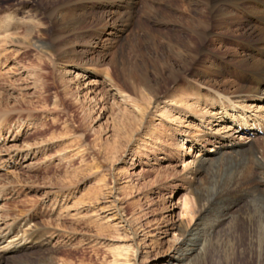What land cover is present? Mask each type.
<instances>
[{"label":"rangeland","instance_id":"rangeland-1","mask_svg":"<svg viewBox=\"0 0 264 264\" xmlns=\"http://www.w3.org/2000/svg\"><path fill=\"white\" fill-rule=\"evenodd\" d=\"M53 1L0 0V232L28 216L41 230L2 264H112L114 253L169 264L182 204L207 178L195 155L236 157L252 145L264 157V94L223 90L242 94V60L264 59L261 5L94 0L60 26L51 6L71 0ZM220 3L231 15L211 11ZM31 37L56 39L62 56ZM202 70L233 86H209Z\"/></svg>","mask_w":264,"mask_h":264},{"label":"bare ground","instance_id":"bare-ground-1","mask_svg":"<svg viewBox=\"0 0 264 264\" xmlns=\"http://www.w3.org/2000/svg\"><path fill=\"white\" fill-rule=\"evenodd\" d=\"M57 1L54 0L53 2ZM233 1L235 0H229V2ZM244 1L247 3L258 1L261 5L259 13L264 15V8H262L264 7V0H240V3L245 4ZM92 2L94 0L90 2L89 0H71L55 7L52 4L50 16L60 26L64 24L71 25L75 18L70 13L71 9L85 10L90 7L89 5ZM221 3L220 5H211V11L221 12L224 17L225 15H231L229 11L222 8L223 4ZM57 10L59 15L55 17ZM249 25L251 29H254V25ZM228 27L231 29L233 23L229 24ZM204 32L207 34L206 31ZM260 34L261 37L258 43L263 45L264 28H262ZM30 40H34L33 44L53 60L62 56L56 39L48 41L41 37H31ZM261 55L264 56V46L261 49ZM248 58L246 57L242 61L246 62L244 65H246L247 72H250L251 75L248 74V77L244 78L243 85L238 86L242 91L238 89L237 91L242 94H238L236 91L230 92V89H223L235 98L246 97L253 93L264 94V59L250 61ZM178 71L174 69L172 72V77L176 81L179 75ZM202 75L209 86L213 85L212 83L216 87L221 84L233 86L221 80L214 82L215 80L205 70L197 73V76ZM251 79H254L257 85L252 83ZM151 91L154 98H158L161 94L160 88H151ZM228 98L232 99L230 96ZM248 149L249 151L237 150L236 152L239 155L236 157H223L218 160L204 156L197 158V155H195L191 163L197 166L194 172L200 173L207 168V178L197 186L195 198L186 199L182 204V212L186 218L178 225L180 232L172 233L171 237L176 242L177 253L171 256L172 259L170 258L169 264H264V157L263 155H257L256 153L260 152H257L252 145ZM251 154L253 156L252 160L249 157ZM190 165L186 164L184 166L188 167ZM196 208L201 210V215L197 218L200 223L194 221ZM204 218L206 222L203 223ZM38 226L39 223H36L31 216L21 217V219L20 217L11 218L10 222L0 232V239L6 242L5 247H0V264L5 260L4 251H18L26 243H33L41 232L40 226ZM55 252L56 249L53 248L47 251L50 256ZM113 256L112 264H124L126 262L120 261L121 255L118 253H114ZM18 264H25V262L18 261ZM37 264L60 263L44 260L39 261ZM64 264L73 263L71 261Z\"/></svg>","mask_w":264,"mask_h":264}]
</instances>
